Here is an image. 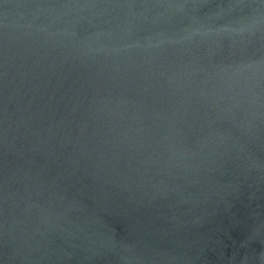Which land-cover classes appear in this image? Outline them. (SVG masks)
Listing matches in <instances>:
<instances>
[{
  "label": "water",
  "instance_id": "obj_1",
  "mask_svg": "<svg viewBox=\"0 0 264 264\" xmlns=\"http://www.w3.org/2000/svg\"><path fill=\"white\" fill-rule=\"evenodd\" d=\"M0 264H264V0H0Z\"/></svg>",
  "mask_w": 264,
  "mask_h": 264
}]
</instances>
